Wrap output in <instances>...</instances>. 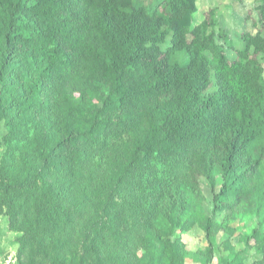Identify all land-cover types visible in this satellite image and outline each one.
<instances>
[{
  "label": "trees",
  "instance_id": "trees-1",
  "mask_svg": "<svg viewBox=\"0 0 264 264\" xmlns=\"http://www.w3.org/2000/svg\"><path fill=\"white\" fill-rule=\"evenodd\" d=\"M134 1L0 0V123L9 128L15 125L9 119L21 116L24 137L31 134L23 108L34 88L51 79L64 93L61 144L77 147L74 165L56 164L62 186L54 174L47 180L45 161L54 147L42 145L27 159L39 165L40 183L29 197L32 189L7 184L0 170V211L23 232L34 260L41 255L53 264L64 227L66 242L80 241L71 231L81 227L86 201L130 222L149 210L150 199L179 189L185 196L171 201L178 215L172 222H196L208 236L218 213L250 209L256 224L240 239L259 257L254 264H264V0L259 29L240 35L233 60L216 43L212 10L192 27L197 0H161L152 15ZM217 37L232 48L224 33ZM22 49L39 52L26 60L18 58ZM215 176L220 186L208 217L197 207L198 182L213 188ZM73 189L79 194L70 196L69 209L61 201ZM48 215L56 219L49 229ZM169 245L173 260L180 258L182 244ZM240 254L230 250L222 264H245ZM111 258L106 254L107 264H118Z\"/></svg>",
  "mask_w": 264,
  "mask_h": 264
},
{
  "label": "rangeland",
  "instance_id": "rangeland-1",
  "mask_svg": "<svg viewBox=\"0 0 264 264\" xmlns=\"http://www.w3.org/2000/svg\"><path fill=\"white\" fill-rule=\"evenodd\" d=\"M160 2L161 0H135L133 7H143L149 15H152ZM259 2L260 0H197V12L193 15L192 27L202 22L208 11L212 10L216 22L214 28L216 43L222 45L227 57L233 60L235 59L234 50L243 46L240 35L244 33L254 35L259 29L257 26ZM220 32L226 35L232 48L228 47L229 45H223L217 37ZM19 48L20 46L16 45V50ZM38 52L39 50H32L28 53L26 49H22V54H19L18 58L29 60ZM178 58L179 61H184L185 55L179 54ZM21 91L24 93L23 90ZM66 91L71 100L78 98L77 93L71 94L70 90ZM98 91L100 94L101 90ZM34 94L33 99L28 100L29 102L27 101L23 108L24 118H27L29 126H32L29 135H33V139L29 135L24 137L27 125L21 116L9 119L11 123L15 122V125H11L9 128L4 126V121L0 123V144H2L0 147V170L6 175H4V179L7 184L10 183L9 181H13L25 189H32L30 193L26 192L28 197L33 192H38L36 188L40 187L39 178L36 176L39 165H34L32 168V162L27 161L28 158L33 157L42 145L47 144L50 148L54 147L50 152V157L45 161L49 164L47 180L49 183L52 182L51 174H54L56 184L62 186L63 184L59 180L60 175L56 171V167H58L56 164L68 162L69 166L74 165L76 161L72 159L77 151V147L61 144L63 141L61 123L64 110L61 108L60 99L64 101V93L59 86L50 79L47 83L36 86ZM99 99L94 98L93 103H97ZM96 105L99 106L100 102ZM80 123L82 124L83 121L81 120ZM16 125L20 126L15 128ZM9 130H12V133ZM8 136L11 142L5 143L4 137ZM215 177L213 188L205 179H199V195L195 194L200 203L197 205L199 211L208 217H212L213 193L217 192L220 186L219 177ZM136 189L137 186L134 187V190ZM66 190L68 191V189ZM127 190L125 188L124 192ZM44 193L49 197L51 195L50 191ZM78 194L76 189L65 193L61 201L63 206L72 208L74 203H69V198L72 195L74 197L77 195V199ZM168 195L159 197V200L150 199L152 206L149 210L144 209L141 218L132 219L130 222L116 210L110 211L107 215L103 207H93L92 201L90 205V200L86 201L84 221L81 227H76L71 231L74 233L77 230L80 234V241L66 242L64 236H67L70 230H66L64 227L62 233L57 234L59 237L57 239L63 243L59 249L62 258L58 257L60 261L57 260L53 264H107L106 254L112 255L111 259H116L118 264H172V262L174 264H222L230 250L236 253L242 252L240 257L245 261V264H254L259 258L254 249L244 246L240 239L242 235L248 234L256 224V219L250 209L248 211L239 209L240 214L218 213L212 217L214 226L208 236L196 222L192 224H174L172 222L173 217L178 220V215H175V211L173 212L171 201L174 200V196L184 197L185 195L179 189L170 191ZM153 207L156 209L151 211ZM178 208L181 209L179 205ZM170 211L172 216H170ZM78 219L79 217L72 219L69 225L77 223ZM55 221V215H48L45 219V227L52 228ZM11 225L8 216L0 211V264H52L48 257L41 255H36L34 260L33 252L28 245L23 243L25 241L23 232L16 231L18 227L16 225L11 227ZM15 226L16 228H14ZM224 228L233 230V233L229 235L224 231ZM99 239L101 243L97 246ZM176 240L182 244V253L180 258H176L177 262L175 263L176 259L173 260L171 257L168 246ZM210 244L212 252L209 257ZM50 245L51 242L46 244L48 248ZM47 250L45 247L44 251ZM109 262L108 264H111V261Z\"/></svg>",
  "mask_w": 264,
  "mask_h": 264
}]
</instances>
